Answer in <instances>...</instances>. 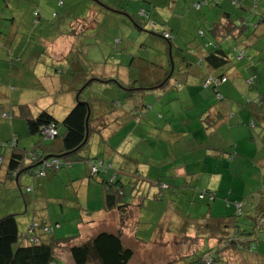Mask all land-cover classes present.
<instances>
[{"label": "rangeland", "instance_id": "rangeland-1", "mask_svg": "<svg viewBox=\"0 0 264 264\" xmlns=\"http://www.w3.org/2000/svg\"><path fill=\"white\" fill-rule=\"evenodd\" d=\"M23 1L12 0L13 7L9 11L6 9L11 5L5 9L6 11H3L0 7V14L3 18L8 20L10 13L16 19L12 26L9 22H5L6 19L2 20V23L6 24L18 36L25 37L22 40L17 38L14 41L15 48L16 45L21 48L22 45L28 44V46L31 45L30 47L33 50L34 46L37 45L36 48H39V54L45 49L49 50L50 53L53 52L55 57H61V54L67 48V43L54 41V45L50 44L53 43V39L56 40L57 38V36H51L52 33L54 35L58 33L59 36H61L60 34L68 35V33H72L76 35L77 40L73 54L76 62L74 64L77 69L76 72L67 70L65 61L53 60L50 57V60H48L44 56H41L40 59L48 62L45 77H43L42 71L44 66L36 65L27 68L28 71L30 70L27 74L28 83H32L29 88L31 87L34 91L30 98L33 97V101H37V104L38 96L36 94L40 95L46 92L49 94L58 92L62 99H65L68 96L67 87L72 84L74 88L81 90L84 87L82 85L84 78L89 75L93 76L90 77L91 79L110 77L113 81L124 82L123 77L127 75L128 79V72L132 71L129 73L130 76L134 74V76H142L146 82L149 78L153 79L155 74L159 72L171 71L168 61L174 62L173 75L169 84L164 88L166 96L169 93L173 95V99L165 101L164 108L167 109L168 106H171L177 111L180 110L175 118H171L170 122L169 119L164 120L157 115L160 106L156 109L148 106L150 103L155 104V99H152L153 93L148 94L145 101L140 98L136 100L135 106L138 107L137 116L144 117L146 115V120L151 122L145 127L146 130L161 131L165 126L169 127V123L171 127L179 128L177 132L181 133L178 136L182 142L177 147L182 149L183 159L179 162H176L179 159L176 160V163H172L171 167H174V172L179 174L177 183H180L181 186L184 181H191L192 189L188 192L187 198L183 197L180 201L177 200L180 195L176 196L177 193H172V188L164 192L165 199L161 202H154L152 199L146 200L144 210H142L140 216V224L133 222L137 218L136 210L126 215L125 219L133 221L129 220L126 226L123 227H121V223L125 219H123V216L117 215V227H121L124 233L135 234L136 241L130 245V248L135 251V257L132 258L130 264H178V262H175L178 253L179 251L183 253L185 250L192 253L195 250L194 254L202 257V261L207 264L209 255H202L209 250L205 247L209 245V241L215 240L216 242L217 237L225 239L235 233L233 228L218 229L216 227L219 223L217 217L220 215L227 216L226 222H230L231 225L236 224L239 230L245 229L247 233H251L255 222L254 217L256 216L254 214L257 213L256 208L260 198L264 195V38L262 41H256V36L253 37L255 39L251 46L249 44L240 45L236 42L231 44L228 41L221 43L222 49L228 54L230 65H233L230 70H227L228 75H232V70H235L237 66L243 65L241 61L249 60V58L253 60L255 67L245 73L254 75L249 78L252 79L250 87L245 86L243 82L232 81L224 87L222 86L224 83L218 82L215 89L206 85L207 80L200 85V87L202 86L201 89H208V91L211 89L219 102H225L226 105L229 104L232 107L229 113L234 114V116L228 115L226 117L228 113L223 114L226 119L222 120L216 127L209 126L212 123L211 119L209 124L202 120L206 118V114L199 115L207 105L203 107L201 104L195 105L193 103L191 95L193 89L187 87L192 79L186 78L185 67L179 66L183 62L181 61L178 65L175 56L185 53L186 48L191 45H200L205 50L209 49L212 44H207V41H216H214L211 34L214 25L211 20L217 21L218 14H221V12L230 13L233 19L236 20L244 19L247 26L255 21L254 27L255 23L264 17V0H204L207 4L202 5L200 10H195L193 4L202 0H62L64 2L62 8L56 6L55 0ZM98 1L110 6L113 5L112 7L115 9L128 12L130 8L134 7L135 14L143 13V10L146 9L149 13L146 12L145 14L150 16L149 23H155L157 28L155 31H150L147 23L145 27L143 25L145 20H139L136 17L138 19L136 21L141 23L140 27L137 28L127 16L105 11ZM167 2L170 6L174 4L171 2L178 3L175 9L177 14H173V17L169 20L165 19L168 11L164 4ZM232 2L240 6H233ZM218 3L220 6L217 7L216 4ZM119 4L120 7H115ZM180 5H182V9H179ZM250 8L252 12L249 11ZM141 9H143L142 12ZM82 21L84 22L82 23ZM161 26H164L170 34L173 32V35H171L176 38L180 46L174 45L182 53L173 48L172 56L169 57L168 43L160 36V31L163 32ZM247 29L249 31L247 30L243 39L249 42L252 33L255 34V32L254 28L248 27ZM253 38L250 40L252 41ZM244 40H240V42L244 43ZM205 44L207 45L205 46ZM236 46H240V49H237ZM242 50L244 51V58L241 61H236L239 51ZM256 50L258 52L254 53ZM78 52H81L84 58L78 56ZM193 57L195 61L199 58L197 54ZM132 60L136 62L135 64L141 65L137 71L129 68ZM194 60L190 61L195 64ZM184 65L185 63L182 66ZM146 69L149 73L141 75ZM76 74H80V77L73 79ZM214 79L216 78L214 77ZM176 82L179 84L177 88H175L177 86ZM16 84L18 82L13 85ZM124 85H128L127 82ZM120 90L122 89L115 88L113 84L93 81L81 94V98L91 99L94 110H106L108 106L117 104L120 111L125 103L129 101L125 96L128 94H124ZM5 94L10 95L8 92H5ZM158 94L162 95L163 93L159 92ZM76 95L77 93L75 97ZM258 95L262 100L259 104H256L254 98ZM224 98L232 102L228 103L227 99ZM187 101L188 103H186ZM189 102L192 105L187 106ZM14 104L12 103V105ZM38 105L34 106L36 112L41 111L42 108H47L55 114L58 120L64 117L63 112L67 110L61 101L56 102L48 99V101L40 103L39 107ZM142 105L146 108L142 109ZM254 107H258L261 113L255 114ZM3 110L0 116L4 113L7 115V118L4 119L7 121L15 119L10 116V106ZM258 115L263 119L260 123L254 118ZM243 117H246L244 121H238ZM237 122H241L242 125L236 126ZM253 123L254 127H252ZM205 126L209 128L205 129ZM167 127L165 129H168ZM126 130H123L122 133H125ZM59 132L63 134L64 129L59 127ZM129 132L131 134L129 130L127 136ZM11 138L8 141V149L11 147ZM162 138L156 140L149 137L146 141L150 140L149 142L156 152L163 144L167 143L166 137ZM38 139L39 136H26L23 138L19 135V146L29 148L31 146L29 145L30 141L33 142ZM96 139V136L92 138L88 150L84 149L81 153L86 154L85 152L88 151L90 157H97ZM131 139L129 138L128 141ZM131 142L125 144L128 147L121 155L145 159L147 154L149 156L151 153L147 148V143L146 146L135 144L131 151ZM1 143L3 141H0V155L5 150ZM98 157L102 158L100 155ZM150 160L149 158L146 162V165L150 166L148 174L150 177L155 178L157 168L160 167L163 170L166 168L163 162L162 150L160 149L156 153V157L151 160L153 162H150ZM71 163L56 171L54 173L55 177L64 178V175L71 170V165L86 168L87 163L90 162ZM104 164L109 165V169H111V164L105 162ZM5 166L6 163L4 162L0 170V218L9 214H16L13 222L16 224L19 237L29 232L31 234L38 233L42 224L39 221L45 219V223L50 226L52 232L44 237L61 239L77 236L78 238L72 241V245H82L102 232L114 233L113 228L116 226L112 223L116 222L114 218L111 216L112 219H110L108 216V219L103 222V217L107 214L103 211L99 212L97 202L94 200L91 201V204H93L95 211L89 214L83 211L85 204L81 198L78 199L79 193L74 192L75 187L61 183L56 184L55 182L48 183L45 195L43 193L39 195L38 189L30 185L32 178L29 174L20 176L21 180L18 181V186L14 180L10 179L2 184L1 181L4 180L5 176ZM147 166L138 165L142 170ZM167 172L169 173L161 174L163 176L170 175L173 173V169ZM103 173L101 172V174ZM110 174H112V171H110ZM154 189L157 190V188ZM207 191H215V196H217L215 197L216 202L211 203L210 206L207 198L209 193L205 194L204 200L199 198L201 194ZM169 198L174 200L177 207L172 205V202L167 201ZM26 203L27 207L25 206ZM168 203L171 205H168ZM25 208H27V212H25ZM175 208L178 209V213L174 214L173 209ZM165 211H167L166 215H164ZM165 216H167V219H165ZM169 219L170 222H168ZM35 225L36 227H34ZM32 228L34 230H31ZM262 229L260 233L249 237L251 246L253 244L256 249L259 246L264 247V224ZM140 241L143 244H138ZM144 241L148 243L145 244ZM13 247H15V244ZM258 251L257 249L252 253ZM56 252L58 264H74L67 250H57ZM195 258L197 259V257ZM182 264L194 263L190 260Z\"/></svg>", "mask_w": 264, "mask_h": 264}, {"label": "crops", "instance_id": "crops-1", "mask_svg": "<svg viewBox=\"0 0 264 264\" xmlns=\"http://www.w3.org/2000/svg\"><path fill=\"white\" fill-rule=\"evenodd\" d=\"M19 1L22 2L23 0H19ZM56 1L57 0H55V3H56ZM23 2H28V1L24 0ZM197 2H200V1H197ZM197 2H195V3H197ZM171 3H174V4L171 6L169 5V2L164 4L166 10L168 11V13L165 17V19H167V20L172 18L173 14H177L175 12V9L178 6V3L177 4L175 2H171ZM231 4H233V2ZM216 5H217V7L220 6L221 2H220V5H219V3ZM56 6H57V4H56ZM63 6H64V2L62 1V6L60 8H62ZM0 7L2 8L3 11H6V10L9 11V9L11 7H13V2H12V0H0ZM115 7H120V4L115 6ZM181 7H182V5H180L179 9H182ZM6 8H8V9H6ZM246 8H247V6L245 7V10H246ZM149 9H150V7H149ZM142 10L143 9H141L140 11L142 12ZM143 11H147V10L145 9ZM249 11L252 12L251 8L249 9ZM126 12L130 16L134 17L135 8L132 7V8H130L129 12L128 11H126ZM114 14H116V13H114ZM225 14H227V15H225ZM139 16H140V12L138 14H135V18L137 17L139 19ZM4 19H6V18H3L2 15L0 14V113H2V111H4L3 109H5L6 107H9V106H10V111H9L10 113H12V111L15 112V110H17L18 107H20V106H26L29 109V113L31 114L32 117L36 116L41 111L46 110L53 117L56 118L55 114L53 112H51L50 110H47V108H42V110L38 111V112H36V110H35V107H34L35 105H38V104L40 105V103H42L44 101H48V99H49L52 101H56V102L61 101L64 103V107L67 108V110H65L63 112L64 116H65L67 114V112L76 103L77 97H75V94H76L77 89L74 88L72 84H70L67 87L68 96L65 97V99H62L61 95L58 94V92H55L52 94H49L48 92L41 93L40 95L36 94L38 96V98H37L38 104H37V101H35V102L33 101V97L30 98V95L34 91H32L31 87L29 88V85H32V83L31 84L28 83L27 74L30 72V70L28 71L27 68H29L31 66H36V65L44 66L42 71H43V77H45L47 75L46 69L48 67V62H47V60L40 59L41 56H44L48 60H50V58H51V59L57 60V61H65L66 69L71 71V72H76L77 69L74 67V64H76V62H75V59L73 58L74 50L76 47L75 44L77 43L76 35H73L72 33H68V35L67 34H64V35L60 34L61 36H59L58 33H56V35H54L52 33L51 36H57V38H56V40L53 39L52 40L53 43H50V44L54 45V43L56 41H59V42L64 41L65 43H67L66 50L61 54V57H55L53 52L50 53L49 50L47 51L45 49H43L42 53L39 54L38 53L39 48L37 49L36 48L37 45H35V44H34L35 46H34L33 50L30 47L31 45L28 46V44L22 45L21 48H18V46L16 45V48H15V46L13 45L14 41L17 38H19V40H22L25 37H20V36H18V34H15L12 29L10 30V28L6 24L2 23V20H4ZM218 19H221V21H222V22H220L221 24L228 23L227 27L229 29L231 28L230 25L235 27L237 24L244 25L243 21L245 22V20L242 18L240 20L233 19L231 14L228 12H221V14H218ZM6 21L9 22L11 24V26L14 25V23L16 21L15 16L13 14L9 13L8 20L6 19L5 22ZM211 21L214 22L213 24L218 23L214 19H212ZM254 22L255 21H253V23L250 26H247L246 29H244V30H241V29H237V30L233 29L234 31H232V30L228 31L227 30L228 31L227 33L230 34L233 37V39H235L234 42L239 43L240 45L249 44L251 46L252 42H254L255 38H257L256 41H262V39L264 38V29H263L264 23L261 24L259 22V24H257V22H258L257 21L255 23V26L253 27ZM245 24H246V22H245ZM217 25H219V24H217ZM244 27H245V25H244ZM248 27L254 28L253 30H254L255 34L252 33L251 38L256 36L255 38L252 39V41L250 40L251 39L250 38L249 42H247V40L243 39V38H245ZM224 32H226V31L222 30L221 35H224ZM237 32H243V33L237 34ZM171 34L173 35V32H171ZM217 37H220V35ZM42 39H44V38H42ZM172 40H173V44L180 46L175 37H173ZM228 40L231 42V44L233 43L232 42L233 40L231 38L230 39L229 38L224 39L225 42H227ZM240 40H244V43L240 42ZM43 41H45V39ZM44 44H46V43H44ZM207 44H210V42L207 41ZM12 45H13V47H12ZM239 47H237V49H240ZM175 48L178 50L177 47H175ZM178 51L181 52L180 50H178ZM205 51L206 50L204 49V47H202L200 45L199 46L191 45V46H188L186 48L185 53L181 52L182 54H180V55L177 54L175 56V61H176V63H178V65L180 64L181 61L183 62L182 65L185 63L184 66H182V65H179V66L185 67L186 78L192 79L190 81V85H188L187 87L193 89V92L191 91L193 103L195 105L201 104L203 107H205L207 105L205 110L201 114H199L200 116L202 114L203 115L206 114V118H204L202 120L208 122V124H209L210 119H211L212 123L213 122L216 123V120H218V122L214 126V127H216L218 124H220V122L222 120L226 119V117H228V115L234 116V114L229 113L231 111L232 107H230L229 104L226 105L225 102H219L216 99V96L212 93L211 89L209 91H208V89H201L202 86L200 87V85H202V83L205 81V79H207L209 77H212V78L215 77L216 79H218V78H220L218 76L222 75L223 78L226 79L224 84L221 83V84H223L222 85L223 87L230 81H232V82H243L245 84V86L250 87L252 81L249 78H251V76H254V75H248L245 73H247L252 68H254L255 64L253 63V60L251 58H249V60L241 61L244 58V51L242 50V51H239L240 54L242 53L241 58L240 59L236 58V61L243 62V65L237 66L235 68V70L233 69L232 75L227 74V70H230V68L233 66V65L232 66L230 65L231 62L229 64L225 65L224 67L218 69V70H215V71L214 70L213 71L208 70V71H205L203 74V72L199 69V67L196 66L197 60L195 61L193 59L194 58L193 56H195L196 54L198 56H202L205 53ZM171 52H172V50H171ZM171 52L170 51L168 52L169 55ZM257 52L258 51L256 50L254 53H257ZM190 60H194L195 64H193ZM135 63L136 62H134V60H132L129 68H133V69H135V71H137L139 69V67H141V65H137ZM194 66H195V68H194ZM131 72H128V79H127V75H126L123 77L124 82L120 81L121 84L124 85V83L127 82V84H128V85H126L127 87L128 86L131 88L134 87L132 89H136V90H133V92H127L125 90H120V92H124V94L125 93L128 94L125 96L127 97V99L129 101L125 103L124 107L119 111L118 105L116 104V105L108 106L106 110L99 109V110L93 111L95 118L100 117L102 114L112 112L110 117L107 118V126L101 132V135L95 134L90 138V141H91L92 138H94L95 136L97 137V139H96L97 140L96 146L98 147V151L96 153L97 157L96 156L90 157V155L88 154V151L85 152L86 154L81 153L82 155L87 156L91 159L102 160L105 163L111 164L112 170L109 169L108 171H106V173H103V174L99 173L97 180L92 179L90 177V173H89L90 163L89 164L87 163L88 166L86 168H82L81 166L73 167L71 165V168H70L71 170L68 172V174L64 175V178H62V179H61V177H55L54 171H49V172H47V174L44 177L38 178V177L32 175L34 169L30 170L27 173H25V172L20 173L19 177L14 179V181L16 182V184L18 186V181L21 180L20 176L29 174L32 178L30 185L33 188L38 189L37 192L39 195H40V193H43L45 195L46 187H47L48 183H54L55 182L56 184L61 183L63 185L67 184L71 187H75L74 192L77 194L79 193L78 199L81 198L85 204V209L83 211L87 212V214L95 211V209L93 208L94 206H92L93 204H91V201H93V200L96 201L97 205H98L97 208L99 207L98 208L99 212L103 211L104 213L107 214L103 217L104 220H102V221L105 222V220L108 219V216L110 219H112L111 216L114 218V221H116V222H112V223H114V226L116 225L115 228H113L114 233L120 234L123 246L124 247L126 246L125 248L128 247L129 249H131L130 245L136 241L135 234L132 235V233H130V234L124 233V230L121 227H123L124 225L126 226L127 222L131 219H127V218L125 219L126 216H124L123 219H125L124 220L125 223L124 222L121 223V227L118 228L117 227L118 226V222H117L118 221V217H117L118 213L115 211L105 212L103 210V208H102L103 191H102V187L98 181V180H100V178H105V179L108 177L112 178L115 176L114 174H116L118 172V176H119L120 180H122L123 183H127L129 186V183L135 182V179H136L135 175H137V180L139 179V181L141 182V186H140V188L142 189L141 192H143L145 195H147L148 198L144 200L143 206H139L138 205L139 201H137L136 197L134 195L131 197L132 198L131 204L133 206H131V208L129 209V211L126 215H128V214H130V212H133L134 210H136L137 211L136 212L137 218L135 221L131 220V221L135 222L136 224H140V222H141L140 216L142 214V210H144L143 207L145 205L146 200L152 199L154 202H161L162 200L165 199L164 192L168 191V190L162 191L160 193L161 197L158 195L157 197H159V198H152V196L159 191L158 188H157V190L154 189V188H156L153 185L154 182L162 181L165 185H167L170 188L169 190H171V188H172L173 189L172 193H177L176 196L180 195L177 197L178 201H180L183 197L187 198L188 192L192 189L191 181L186 180L183 182V184L181 186L179 185L180 183H177V179H178L179 174H178V172L177 173L174 172V167H171L172 163L175 164L176 162H179L181 159H183V153L181 152L182 149L177 147V145L180 146V144L182 142L180 140V137L178 136L181 133L177 132V129H179V128L174 127V126L171 127V125L169 123L168 124L169 127L165 126L168 129H165V127H164L161 131L146 130L145 127H147L148 124H151V122L146 120V115L144 117L137 116L138 107L135 106V101L139 100V98L142 99L143 101H145V97L150 93L154 94L152 99H155V104L150 103L148 106H151L152 109H156V107L160 106V109L158 108L159 110L157 112L158 117H160L164 120L169 119V122H170L171 118L172 119L175 118V115L180 112V110L177 111L176 109H174L171 106H168L167 109L164 108V105H165L164 102L167 100L173 99L172 98L173 95H170L168 93L166 96V92L164 91V88L166 87V85L169 84V82H168L166 85L164 84L165 86L163 85V83L165 82V79H167V77H166L167 71L166 72L162 71V72H159L160 74L159 73L155 74V77H153V79L149 78L146 80V82L144 81L142 76H134L135 74L130 76L129 73H131ZM146 73L147 74L149 73V71L147 69L144 70V72H142L141 75H144ZM26 76H27V80H26ZM187 76H190V77H187ZM79 77H80V74H78V75L76 74V76L75 75L73 76V79H78ZM168 78H169V76H168ZM17 82H18V84L13 85L14 83H17ZM117 82H119V81H117ZM160 82L162 84L157 88H153V89L146 88L152 84H158ZM17 85L19 88L17 87ZM176 85L177 86L175 88L179 87V84L177 82H176ZM115 88H119V87L115 86ZM129 89L130 88H128V90ZM5 92L10 93V95L5 94ZM159 92L160 93L162 92L163 94L162 95L158 94ZM146 99H148V98H146ZM177 99H179V97H177ZM224 99H227V98H224ZM254 100L256 101L254 103L259 104L261 102L262 98L260 97V95H258L257 97L254 98ZM227 102L231 103L232 101L227 99ZM12 103H15V104L12 105ZM186 103H188V101ZM39 105H38V107H39ZM190 105H192V104L189 102V104L187 106H190ZM143 108L145 109L146 107L144 105H142V109ZM253 111L255 112V114L261 113L260 110L258 109V107H254ZM226 113H228L227 116L223 117V114H226ZM165 114H166V117H165ZM5 116H6V114H4V113L0 116V133H1L0 134V141L8 142V141H10L9 139L11 137L13 139L15 138L17 146L19 148L25 149L26 151H29V152L32 151V149L36 143L42 141L41 136L36 135V136H39V139L37 141L35 140L33 142L30 141L29 145H31V146H29V148L19 146V135H20V137H23V138L26 136H29V137H35V136L29 135L24 119H21V118H18L15 116V117H11V118H15L12 121H7L6 119H4V118H7V116L6 117ZM254 118L259 123L263 121L262 117H260L259 115L255 116ZM56 119H58V118H56ZM245 119H246V117H243V118L238 119V121H244ZM3 120H5V121H3ZM136 121H137V123H136ZM97 125H99V124L97 123ZM235 125L239 126L242 124H241V122H237ZM142 127H144V128H142ZM252 127H254V123H253ZM123 130H126V132L122 133ZM129 130L131 131V134L129 132V134L127 136V132ZM59 135H61L60 132H59ZM149 137H153L156 140L163 139L162 137H166L167 143L163 144L162 147L159 148L155 152L153 145L149 142L150 140L146 141V139ZM12 138H11V140H12ZM129 138H132L130 140V141H132L131 145H130L131 151L133 150V147L135 144H144L146 146V143H147V148L151 152L149 154V156L147 154V150H146L147 158H145V159L133 158L131 156L121 155V153H123L126 150V148L128 147V146H125V144H128L130 142V141H128ZM90 141H89V143H90ZM52 142H53L52 140L44 139L43 144H50ZM140 142H142V143H140ZM160 149L162 150V153H163V157H164L163 162L166 165V168L164 170L161 169L160 167H159V169L157 168V170L155 171L156 176H155V178H152L148 174L149 173L148 168L150 166L149 165L147 166L146 162L149 160V158L151 160H153L156 157V153ZM9 152L10 151L6 147L5 150L2 151L0 156H2L4 154L7 156V154L9 155ZM98 155H100L102 158H99ZM151 160H150V162H153ZM176 160H178V161H176ZM77 163H85V162H75L74 164H77ZM140 164H143L147 167L142 170L138 167V165H140ZM170 169H173V173H171L170 175L163 176L161 174V173H169L167 171H169ZM110 171H112V174H110ZM190 173H192V172H190ZM190 175H192V174H190ZM8 180L9 179L6 178V175H5L4 180L1 181V183L5 184ZM133 191H134V189L132 188V190L130 192L133 193ZM213 192L216 194L215 191H213ZM139 193H140V191H139ZM139 193L136 192L135 194H139ZM167 201L172 202V205L177 207V204L174 203L173 199L169 198V200H167ZM185 201H186V199L184 200V202ZM215 202H216V200L214 201V203ZM262 202H264V195L260 198V202L258 203V206L256 208L257 213H261V211L264 208V204H262ZM168 205H171V204L168 203ZM208 205H209V202H208ZM25 206L27 207V203L25 204ZM25 212H27V208H25ZM173 212H174V214L178 213V209H176V208L173 209ZM111 213H113V214H111ZM108 214H111V215H108ZM166 214H167V211H165L164 215H166ZM14 215H16V214H14ZM46 216L48 217V215H46ZM222 218H223V215H220L219 217H217L218 222ZM165 219H167V216H165ZM41 221H43V222H41ZM41 221H39V222L42 224H45L47 226V224L45 223L46 219L41 220ZM168 222H170V219L168 220ZM262 222H263L262 224H264V219L262 220ZM55 224H57V223H55ZM109 225H110V223H109ZM151 235H153V234H151ZM42 238L50 240V238H52V237H50V238L42 237ZM216 239H217L216 242H215V240H213L212 242L209 241V245L205 246V247L209 248V250H207L205 253H203V255L207 254V255L212 256V258L215 259L216 258L215 256L217 254H220L221 260H220V262H218V264H264V247L259 246L257 249L260 252L258 251L257 253H252L255 250H257L256 246L252 245L249 248H244V247H240L239 243L236 244V242H234V241L219 240L220 238H218V237ZM144 242H145V244L148 243L146 241H144ZM138 244H143V243H141V241H140ZM226 247H229V248L225 249ZM216 252H217V254H216ZM194 253H195V250L193 251V253L192 252H186V250L183 251V253H182V251H179L178 257L176 258L175 262H178V264H182V263H185V262L191 260L194 263L197 260L195 257L198 258V256H196ZM249 256H253V257H249ZM134 257H135V251H133L132 258H134ZM132 258H131V260H132ZM57 259H58V256H57ZM131 260L129 261L128 264H130ZM235 260H237V261H235Z\"/></svg>", "mask_w": 264, "mask_h": 264}, {"label": "trees", "instance_id": "trees-1", "mask_svg": "<svg viewBox=\"0 0 264 264\" xmlns=\"http://www.w3.org/2000/svg\"><path fill=\"white\" fill-rule=\"evenodd\" d=\"M98 3L104 8V10L108 12H113L116 14H122L127 16L133 24L139 28L140 22L136 21V19L133 16H130L126 11L124 10H118L113 8L110 5L104 4L103 2ZM57 7L62 6V0L56 1ZM207 4V2L200 1L193 4V7L195 10H199L201 8V5ZM234 4V5H233ZM233 6H240L236 5L233 2ZM196 6H199V9L196 8ZM147 11H143V13L139 16L140 20H145V23L143 24L145 27V24L147 23L149 26L150 31H155L157 28V25L153 22L149 23L150 16L145 14ZM148 13V12H147ZM227 15V14H225ZM84 21H82L83 23ZM216 23L213 25L211 34L214 38L215 42H210L212 45L207 48L205 53L202 56H199L197 59V65L199 69L203 72L205 71H215L218 70L225 65L230 63V59L228 57V54L222 49L221 43L225 42L224 39L231 38L234 42L235 39L228 34L227 32L232 30L241 29L244 30L247 27V24L243 21L244 25L237 24L235 27L230 25L231 28L229 29L227 27V24H221V19L217 20ZM264 23V17L260 18L258 20L257 24ZM154 25V27H151V25ZM216 26V27H215ZM159 29V28H158ZM161 29L163 32L160 31L161 38L168 43V52L173 50L176 46L173 44V36L166 31L164 26H161ZM219 29V30H218ZM234 29V30H233ZM222 30L226 31L224 32V35H221ZM228 30V31H227ZM240 31V30H239ZM168 33L171 38L166 39L163 36V33ZM243 32H237V34H240ZM220 37H217L219 36ZM172 42V43H171ZM228 42H230L228 40ZM207 44H205L206 46ZM210 46V45H209ZM169 55V53H168ZM78 56L83 57V54L81 52H78ZM172 56V52L170 53L169 57ZM169 68L171 71L167 70V79H165V82L163 85L167 84L170 81L171 76L174 72L173 63H170V60L168 61ZM169 76V78H168ZM93 77L91 75L86 76L83 80V86L84 88L77 89V99L75 105L67 112V114L61 119L58 120L55 117H53L49 112L46 110L41 111L36 116L32 117L29 113V109L26 106H20L17 110L12 111L11 117H18L25 120V124L27 127V131L30 136H36L40 135V129L44 126H47L49 124H55V126L59 129V127H62L64 129V133L55 137L52 139V143L50 144H43L44 138L41 136L42 141L36 143L32 149L31 152L26 151L25 149L19 148L17 144H15L13 147H10L8 150L9 155L7 156L2 155V164L6 163L5 166V175L6 178L10 180H14L17 177H19L20 173H27L32 169L36 168V165L45 157L51 156L52 158H57L60 160L64 165L72 164L71 162H93L101 161L97 159H91L87 156H84L81 154V152L86 149L89 145L90 138L95 135H101V132L105 129L107 126V118L110 117L112 112L102 114L100 117L95 118L93 114V106L91 104V99H82L81 94L90 86V83L93 81L96 82H102L107 84H113L116 87L118 86L122 90H125L127 92H133L132 89L134 87H127L126 85H123L117 80L113 81L110 78L102 79V78H90ZM221 79L223 76H218ZM212 78V77H209ZM209 78L205 79L208 80ZM204 81V82H205ZM88 85L86 86V84ZM162 83L158 84H152L149 87V89L157 88ZM162 85V86H163ZM164 85V86H165ZM213 89H215V86H211ZM128 88H130L128 90ZM145 88V87H144ZM100 101V100H98ZM88 110H90L89 119L86 125V117ZM218 120H216V123ZM97 123L99 125H97ZM215 122L210 123L209 126H215ZM209 128L208 126H205V129ZM87 136L86 142H84L85 137ZM38 151V152H37ZM33 158V159H32ZM103 162V161H101ZM104 163V162H103ZM109 170V169H108ZM107 170V171H108ZM58 170H55L56 172ZM116 172V171H115ZM101 173V172H100ZM106 173V172H104ZM99 174V173H98ZM98 174L93 175L90 177L92 179H96L99 176ZM115 176L110 178H100L99 184L102 187V208L105 212H111L115 211L120 216H126L131 206V200L132 196L134 195L139 201V206H143L144 200L147 199V195H145L143 192H141V182L139 179L137 180V175H135V182L129 183V186L127 183H123L122 180H120L118 176V172L114 174ZM154 187L158 188L159 191L152 196V198H159L160 193L165 190H169L170 188L165 185L162 181H156L154 182ZM162 186H165V188H162ZM134 189L133 193L130 192ZM138 190V191H137ZM140 191V193H139ZM139 194H135V193ZM210 194L214 195V198L209 201V205L215 201V193L209 192ZM161 197V196H160ZM259 209V208H258ZM260 210V209H259ZM254 217V226L253 231L250 233H247L245 229L239 230L237 225H231L230 222H226L227 216L223 217L219 220V223L216 225L218 229H229L233 228V231L235 232L233 236L228 238H220L219 240H230L236 242V244L239 243L240 247L249 248L251 246V241L249 237L255 236L256 233H260L263 229L262 220L264 219V208L261 211V213H256ZM16 215L9 214L2 218H0V264H58L57 259V250H67L70 254V257L74 264H128L133 256V251L129 248H125L121 241V236L119 233H106L102 232L97 235H95L93 238L88 240L87 242L83 243L82 245H72V241L78 238L75 237H67V238H61V239H55L50 238L49 239H43L45 235H48L43 232V228L48 227L45 224L40 225V229L38 233H27L24 235H20L17 233L16 224L13 222V219ZM232 217V216H231ZM233 218V217H232ZM234 220V218H233ZM231 225V226H230ZM237 229V231H235ZM15 244V247L13 245ZM253 245V244H252ZM229 247H226L227 249ZM218 252V251H217ZM216 252V254H217ZM204 256V255H203ZM216 258H212V256L209 255V259L211 260L210 264H218L221 260L220 254H217L215 256ZM194 264H205L204 261H202V257H198L197 260L194 262Z\"/></svg>", "mask_w": 264, "mask_h": 264}, {"label": "built area", "instance_id": "built-area-1", "mask_svg": "<svg viewBox=\"0 0 264 264\" xmlns=\"http://www.w3.org/2000/svg\"><path fill=\"white\" fill-rule=\"evenodd\" d=\"M196 8L199 9V6H196ZM151 27H154V25L152 24ZM163 36L166 39L171 38V36L168 33H165V32L163 33ZM241 56H242V53L241 54L239 53L236 58L240 59ZM225 80H226L225 78H221V79L209 78L206 81V85L207 86L209 85V87L210 86H216L218 82L224 83ZM251 81H252V79H251ZM40 134H41V136L44 139L51 140V139H54L55 137L58 136V128L55 126V124H49V125L44 126V127H42L40 129ZM15 144H16V139L14 138V139L11 140V147H13ZM1 145L4 148H6V147H8V142H3V143H1ZM1 164H2V158L0 157V165ZM67 165H69V164H67ZM63 166H64V164L60 160H58L57 158H52V159H49L47 162L42 163L40 166L36 167L34 169L32 175H34V176H36L38 178H42V177H44L47 174V172L59 170ZM109 168H110L109 165H105L101 161H94V162H91L90 174L91 175H96V174H98L100 172H106ZM162 188H165V186H162ZM207 193L208 192H205L204 194H201L199 196V198L201 200H204L205 196H206L205 194H207ZM207 198H208V200L209 199L212 200L214 198V195L209 193ZM34 227H36V225ZM31 230H34V229L32 228ZM31 230H29V231H31ZM43 232L46 233V234H50L52 232V229L50 228V226H48V227L43 228ZM207 262H208L207 264H210L211 260L207 259Z\"/></svg>", "mask_w": 264, "mask_h": 264}, {"label": "water", "instance_id": "water-1", "mask_svg": "<svg viewBox=\"0 0 264 264\" xmlns=\"http://www.w3.org/2000/svg\"><path fill=\"white\" fill-rule=\"evenodd\" d=\"M84 88V87H83ZM78 95H76V97H77ZM89 115H90V110H88V113H87V117H86V125H87V122H88V119H89ZM86 140H87V136L85 137V140H84V142H86ZM51 158V156H47V157H45V158H43L37 165H36V167H38V166H40L42 163H44V162H47L49 159Z\"/></svg>", "mask_w": 264, "mask_h": 264}, {"label": "clouds", "instance_id": "clouds-1", "mask_svg": "<svg viewBox=\"0 0 264 264\" xmlns=\"http://www.w3.org/2000/svg\"><path fill=\"white\" fill-rule=\"evenodd\" d=\"M58 134H59V129H58ZM1 157V156H0ZM51 159V158H50Z\"/></svg>", "mask_w": 264, "mask_h": 264}]
</instances>
